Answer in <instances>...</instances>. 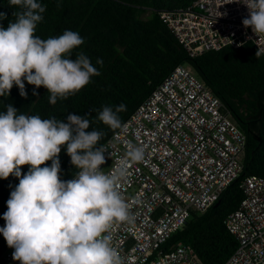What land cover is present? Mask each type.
<instances>
[{
	"label": "built area",
	"instance_id": "2783aa9c",
	"mask_svg": "<svg viewBox=\"0 0 264 264\" xmlns=\"http://www.w3.org/2000/svg\"><path fill=\"white\" fill-rule=\"evenodd\" d=\"M228 2L194 0L160 18L189 57L248 42L264 55V35L242 24L246 0ZM121 124L99 146L106 149L105 174L128 162L117 188L133 221L112 227L111 246L122 264H202L188 244L163 246L238 177L244 132L188 64L175 66ZM130 144L145 148L142 161H129ZM240 188L243 198L223 220L237 246L222 264H264V177L249 175ZM13 251L7 247L0 264H20Z\"/></svg>",
	"mask_w": 264,
	"mask_h": 264
},
{
	"label": "clouds",
	"instance_id": "9594fccd",
	"mask_svg": "<svg viewBox=\"0 0 264 264\" xmlns=\"http://www.w3.org/2000/svg\"><path fill=\"white\" fill-rule=\"evenodd\" d=\"M232 2L229 0L228 3ZM15 21L0 26V96L10 94L13 85L27 98L24 81L50 94L49 103L67 99L100 75L84 54L71 58L73 49L84 43L74 31L41 39L35 35L45 6L37 0H8ZM249 10L242 20L255 35H264V0H246ZM60 7V4H57ZM221 15V14H220ZM0 12V20L5 19ZM260 51L255 56L259 58ZM97 64H103L97 59ZM23 78V79H22ZM33 95H37L33 91ZM124 104L105 106L98 120L110 129L122 127L119 113ZM90 121L69 114L67 122L55 117L18 114L10 104L0 113V179L10 175L19 183L7 200L0 228L12 259L20 264H122L111 246V229L119 223H132L129 205L117 185L126 175L128 162L122 161L114 172L105 174L106 149L97 147L103 133L89 129ZM66 148L70 163L79 171L71 180L60 179L59 153ZM143 146L128 145L130 162L144 159ZM51 161V166H43ZM28 171L21 178V166Z\"/></svg>",
	"mask_w": 264,
	"mask_h": 264
},
{
	"label": "trees",
	"instance_id": "16d2710c",
	"mask_svg": "<svg viewBox=\"0 0 264 264\" xmlns=\"http://www.w3.org/2000/svg\"><path fill=\"white\" fill-rule=\"evenodd\" d=\"M194 0H37L45 6L43 19L37 24L35 35L41 39L57 37L65 30L77 32L84 43L73 49L71 58L84 54L100 75L67 99L49 103L50 94L41 86L35 88L24 81L27 98L21 97L17 86L10 94L0 96V113L6 106L18 114L55 117L67 122L69 114L90 121L86 131H100L99 147L114 131L98 120L103 107L124 104L121 123L177 65H190L213 93L223 102L235 124L244 132L245 148L241 157L242 170L215 202L202 213H193L184 226L173 233L164 248L182 242L190 245L202 264H222L237 246L236 238L226 229L223 220L235 210L243 198L241 181L249 175L264 177V55L251 42L240 47H224L189 57L173 33L163 23L160 13L177 10ZM60 7H57V4ZM8 0H0V12L5 19L0 26L7 28L14 22ZM149 15L143 18V14ZM102 59V66L97 64ZM23 79V78H22ZM37 95H33V91ZM116 130V129H115ZM60 179L67 181L78 169L70 163L66 148L59 153ZM43 166H51L46 161ZM29 166H21V178ZM19 178L10 175L0 179V228L7 211V200ZM0 234V255L7 248Z\"/></svg>",
	"mask_w": 264,
	"mask_h": 264
},
{
	"label": "rangeland",
	"instance_id": "374dc122",
	"mask_svg": "<svg viewBox=\"0 0 264 264\" xmlns=\"http://www.w3.org/2000/svg\"><path fill=\"white\" fill-rule=\"evenodd\" d=\"M148 15H149L148 12L144 13V14H143V18H146Z\"/></svg>",
	"mask_w": 264,
	"mask_h": 264
},
{
	"label": "water",
	"instance_id": "95a60500",
	"mask_svg": "<svg viewBox=\"0 0 264 264\" xmlns=\"http://www.w3.org/2000/svg\"><path fill=\"white\" fill-rule=\"evenodd\" d=\"M218 204H219V201H217V202L215 203V206L218 205Z\"/></svg>",
	"mask_w": 264,
	"mask_h": 264
}]
</instances>
